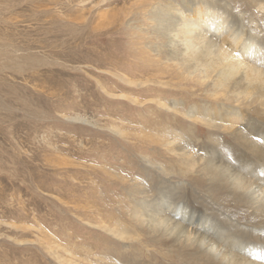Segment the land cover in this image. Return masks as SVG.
Listing matches in <instances>:
<instances>
[{
  "label": "rangeland",
  "instance_id": "1",
  "mask_svg": "<svg viewBox=\"0 0 264 264\" xmlns=\"http://www.w3.org/2000/svg\"><path fill=\"white\" fill-rule=\"evenodd\" d=\"M199 8L264 48V0H0V264H191L153 228L169 205L264 229L210 196L207 164L260 163L264 89L181 36Z\"/></svg>",
  "mask_w": 264,
  "mask_h": 264
},
{
  "label": "bare ground",
  "instance_id": "2",
  "mask_svg": "<svg viewBox=\"0 0 264 264\" xmlns=\"http://www.w3.org/2000/svg\"><path fill=\"white\" fill-rule=\"evenodd\" d=\"M186 15L190 17V21H185L186 31H182L181 36L188 43L196 41L206 48H214L215 51L220 52L223 47L220 44V39L223 37V41L226 40L229 44L228 51L224 50L219 55L223 59L228 58L230 60L229 65H227V73L242 70L244 79L249 82L246 86L248 85L257 90L264 89V69L261 70L257 67V65L262 66V62L259 61L264 60V48H260L256 42L255 44L252 41L244 40L243 37H237L239 35L236 36L231 32L225 19L213 12L212 9H191L190 14ZM258 145L260 146V144ZM258 145H251L254 148L249 149L254 156L259 155L258 158L261 159L252 172L243 169L240 175H236L232 166L228 164L219 166L207 164L203 170L209 175V178L211 177L210 184L215 188L211 192V198L218 197L221 199L217 200L216 203L219 202V204L225 205L226 202L229 203L227 197L230 196L231 205L235 206L233 210L236 213L238 212L239 215V217H236L237 219L244 217L241 207H250L246 205L250 204L252 205L250 215L256 217L252 219L253 222L262 224L264 227V145L261 146L262 148L259 147V150L255 147H258ZM256 170H258V173H255ZM196 180H198L199 185L203 182L202 178H196ZM163 210V214L155 219L153 228H157L160 234L175 237L172 240V245L176 249L174 252L177 254L174 255L176 260L178 258L180 259L178 261L185 259L191 264H264L263 228L258 232L228 227L225 231H220L214 228V221L205 220L203 224H192L184 215L186 210L179 204L169 205ZM214 216L217 217L215 214ZM175 218H179V222H176ZM225 224H229V221H223V225ZM187 226H191L190 234L186 232ZM230 226L233 225L230 224ZM232 237H238L242 246L238 242H233ZM247 237H253V246L242 244V241Z\"/></svg>",
  "mask_w": 264,
  "mask_h": 264
}]
</instances>
